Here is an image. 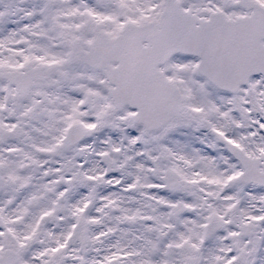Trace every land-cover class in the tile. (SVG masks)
<instances>
[{"label": "snow or ice", "instance_id": "6c2138e0", "mask_svg": "<svg viewBox=\"0 0 264 264\" xmlns=\"http://www.w3.org/2000/svg\"><path fill=\"white\" fill-rule=\"evenodd\" d=\"M0 264H264V0H0Z\"/></svg>", "mask_w": 264, "mask_h": 264}]
</instances>
